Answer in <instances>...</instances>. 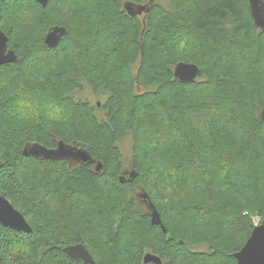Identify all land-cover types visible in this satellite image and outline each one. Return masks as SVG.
<instances>
[{"label": "trees", "instance_id": "trees-1", "mask_svg": "<svg viewBox=\"0 0 264 264\" xmlns=\"http://www.w3.org/2000/svg\"><path fill=\"white\" fill-rule=\"evenodd\" d=\"M148 1H0L18 57L0 67V196L31 228L0 225V264H80L63 253L78 243L96 264H144L146 253L236 264L264 222V31L248 0H157L143 18L123 9ZM55 26L66 34L52 49ZM180 62L198 67L195 81L173 77ZM58 141L95 166L21 153ZM144 194L165 232L149 225Z\"/></svg>", "mask_w": 264, "mask_h": 264}, {"label": "water", "instance_id": "water-1", "mask_svg": "<svg viewBox=\"0 0 264 264\" xmlns=\"http://www.w3.org/2000/svg\"><path fill=\"white\" fill-rule=\"evenodd\" d=\"M32 1H36L44 8L49 0ZM154 2L155 0H149L145 6L125 3L124 10L128 15L136 16L142 11L145 13L148 12L149 7ZM247 5L254 28L264 31V0H248ZM65 34L66 30L64 28L58 26L52 27L45 34L43 43L48 48L55 49ZM7 43L8 39L6 35L0 31V67L3 65L13 64L18 61V57L15 53L8 49ZM197 75L198 67L195 64L180 62L173 68V77L182 83L195 81L197 79ZM257 120L259 122L264 121V109L258 113ZM21 153L24 157H37L54 162L66 161L70 159L75 163L89 164V162L93 161L91 156L85 150L78 149L72 144H65L62 141L57 142L55 150H47L38 143L26 144ZM100 169L101 164L98 163L95 167V171L97 172ZM129 176L133 179L135 173L131 172ZM145 196L146 195L143 197ZM149 203V206L152 209L151 224L161 225L162 230L165 232V229L161 224L159 213L155 209L154 205L151 202ZM0 225L16 232H31V228L27 224L24 217L16 209H14L11 203L3 196H0ZM63 253L72 260L81 262V264H96L88 250L81 243L66 246L63 249ZM232 257L236 261V264H264V222L260 225L254 226L244 245L239 251L233 253ZM143 263L161 264L162 261L156 255L147 253L143 257Z\"/></svg>", "mask_w": 264, "mask_h": 264}, {"label": "flooded vegetation", "instance_id": "flooded-vegetation-1", "mask_svg": "<svg viewBox=\"0 0 264 264\" xmlns=\"http://www.w3.org/2000/svg\"><path fill=\"white\" fill-rule=\"evenodd\" d=\"M1 1V0H0ZM32 1V0H31ZM157 0H155V2H156ZM35 3H36V1H34ZM139 6H143V5H139ZM145 6V5H144ZM123 9H124V7H123ZM144 14H145V12H141L140 14H137L136 16H138V17H144ZM97 107H99L98 106V103H97ZM40 145V144H39ZM40 146H42V145H40ZM42 147H44L45 149H47V150H55L56 149V147H57V143H56V145H55V147H53V148H47V147H45V146H42ZM36 159H41V158H37L36 157ZM64 163H66V164H69V166L72 164V166H74V164H76L77 165V163H75V162H73L72 160H70V159H68V160H66V161H64ZM78 164H84V163H78ZM95 161L93 160L92 162H89V164H84V165H88V166H92V167H94L95 166ZM71 167V166H70ZM126 172H124L126 175H123L122 177H124V176H126V177H124V178H126V179H129L130 177H129V175H130V173H129V171H127V170H125ZM133 180H129V182H132ZM128 182V181H127ZM145 195V194H144ZM144 195H142L141 196V198H142V203H143V206H144V209H145V211H146V215H147V217H148V219H149V225L151 226V227H153V226H158L160 229H162V227H161V225H152L151 224V215H152V209H151V207L149 206V200H148V198L145 196V197H143ZM147 254V253H146ZM144 257V256H143ZM80 264H81V262H80ZM149 264H154V263H149Z\"/></svg>", "mask_w": 264, "mask_h": 264}, {"label": "rangeland", "instance_id": "rangeland-1", "mask_svg": "<svg viewBox=\"0 0 264 264\" xmlns=\"http://www.w3.org/2000/svg\"><path fill=\"white\" fill-rule=\"evenodd\" d=\"M158 2H161L164 5H166L165 0H158ZM81 98H87L89 100H93L94 102L101 100V99H98V98L94 97L93 95H91L87 91H85L82 94ZM119 146H120L119 149L122 152V155L124 157L123 162H124V164H128V160L127 159H128V157L130 155V148H131L130 140H127V139L124 140L122 143L119 144ZM255 225H260V224H258V220L255 221Z\"/></svg>", "mask_w": 264, "mask_h": 264}]
</instances>
